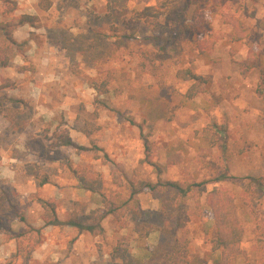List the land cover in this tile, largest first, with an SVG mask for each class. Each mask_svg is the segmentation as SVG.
<instances>
[{"label": "rangeland", "instance_id": "374dc122", "mask_svg": "<svg viewBox=\"0 0 264 264\" xmlns=\"http://www.w3.org/2000/svg\"><path fill=\"white\" fill-rule=\"evenodd\" d=\"M0 0V24L17 26L7 46L0 31V264H217L214 221L206 197L238 196L244 227L239 264H256L257 225L264 221L263 2L249 0ZM13 8V10H11ZM125 11V12H124ZM119 13H124L120 15ZM179 14L201 32H170ZM204 22L202 25V21ZM142 21L134 39L129 21ZM230 19L241 22L238 40ZM259 66L242 71L249 52ZM9 53L10 61L3 60ZM190 70L205 92L187 97ZM107 83V90L101 85ZM224 126L226 137L214 126ZM69 134L74 146H58ZM129 181L200 183L219 175L179 206L174 192L140 194L123 220L105 213L106 198ZM246 192L247 202L241 198ZM42 202L55 206L61 225ZM73 216L93 232L67 225Z\"/></svg>", "mask_w": 264, "mask_h": 264}, {"label": "trees", "instance_id": "16d2710c", "mask_svg": "<svg viewBox=\"0 0 264 264\" xmlns=\"http://www.w3.org/2000/svg\"><path fill=\"white\" fill-rule=\"evenodd\" d=\"M193 0H186V7H188ZM254 4L263 2L264 0H249ZM13 10V8L11 9ZM125 12V11H124ZM124 15V13H119V16ZM183 15L179 14L176 23L173 25L172 29L168 33L163 35H158L155 37L148 38L154 41L155 44L161 43L165 48L169 43L174 44L176 37L188 35L192 32H201L198 28L194 29V26L185 24L182 20ZM35 17L30 15H24L21 17L19 24L14 25L12 23L0 24V31L5 36L7 41V46L12 49V44L15 43L13 33L17 26L23 24H33ZM202 21V18H201ZM202 21V25H203ZM130 34L124 36L125 40L134 39L135 34L141 29L142 21L137 19H132L129 21ZM230 25L235 29V36L238 40L243 39L241 22L238 19H230ZM259 28L264 31V16L259 22ZM176 36L171 39L170 36ZM10 61L9 53L6 55L5 60H3V65H7ZM242 71L248 72L251 69H257L259 66V59L257 53L253 50L249 52L248 58L242 63ZM177 76L183 81H193V86L187 93V97L190 99L195 98L198 94L205 92L206 81L197 75H194L190 70H182L177 73ZM103 90H107V83L101 85ZM257 93L263 100V109L259 117L260 123L264 127V68L260 71V81L257 87ZM216 134L222 137H226L227 130L224 126L215 125ZM58 146H74L72 139L69 134L63 133L57 137ZM115 184L118 187H123L127 194L121 192H116L109 195L105 202V213L98 217L97 223L100 224L103 219L107 216L113 217L116 221L123 220L129 213L135 212L140 205L139 196L144 191H149L152 194L155 193H165L174 192L177 196V203L179 206L187 204L190 200L194 199L200 192L202 187H205L210 183H226L233 180L232 177L227 175H219L213 179L205 180L200 183H180L177 181H166L164 183H151L146 181H129L126 184L123 183L118 175H114ZM254 183L259 186L261 192L264 191V177L251 179ZM241 198L247 202L246 192L241 194ZM238 196L234 193L228 191L215 190L211 192L206 197V206L211 210L212 217L214 221V228L211 230L210 245L213 252H220V257L217 264H239V258L244 256L248 259V255L244 252L242 248L244 239V227L241 224L236 209V201ZM44 208L49 212L52 221V225H61L62 222L58 220L56 216L55 206L52 203L42 202ZM70 227L76 228L79 231H89L93 232L96 228H101L99 225L84 226L81 224L76 216H73L66 223ZM255 251H256V264H264V221L259 223L256 228V239H255ZM162 264H187L184 258L176 254L163 255Z\"/></svg>", "mask_w": 264, "mask_h": 264}]
</instances>
